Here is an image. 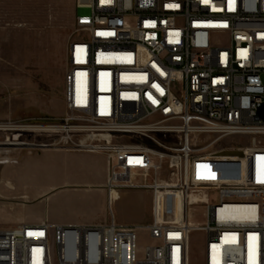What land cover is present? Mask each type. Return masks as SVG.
<instances>
[{
	"label": "built area",
	"instance_id": "1",
	"mask_svg": "<svg viewBox=\"0 0 264 264\" xmlns=\"http://www.w3.org/2000/svg\"><path fill=\"white\" fill-rule=\"evenodd\" d=\"M74 1L66 112L32 132L52 139L39 148L105 157L107 221L0 227V264H190L192 231L203 264H264V0ZM222 148L252 159L237 174L211 158ZM127 191L151 195L148 225L116 222ZM162 194L178 221L158 218Z\"/></svg>",
	"mask_w": 264,
	"mask_h": 264
},
{
	"label": "rangeland",
	"instance_id": "2",
	"mask_svg": "<svg viewBox=\"0 0 264 264\" xmlns=\"http://www.w3.org/2000/svg\"><path fill=\"white\" fill-rule=\"evenodd\" d=\"M75 14L74 0H0V143L26 144L5 147L12 149L9 155L11 161L0 170L16 166L21 155L34 153L25 162V167L36 175L29 179L30 185L47 181L45 173L51 167L58 166L61 159L41 152L51 149L38 147L39 144L51 142V138L32 131H11L8 127L10 124L30 127L53 124L65 115L64 50ZM15 136H18L17 140ZM230 141L226 139L217 146L224 147ZM240 141V138L233 139V142ZM214 154L211 157L214 160L233 162L237 174L240 166L252 159L249 152L243 149L222 148ZM65 162L72 166L81 164L71 157ZM139 192L142 191L125 192L114 204L116 222L125 218L134 225L150 223L151 195ZM210 195L216 202L214 194ZM192 198H189L190 201ZM3 202L0 198V204ZM157 208L164 221H178L183 215L176 195H160ZM203 209L200 205L191 209L190 221L193 226L204 224ZM138 241L140 245L148 243L145 230L138 232ZM203 244L204 234L192 231L189 238L190 264H203Z\"/></svg>",
	"mask_w": 264,
	"mask_h": 264
},
{
	"label": "crops",
	"instance_id": "3",
	"mask_svg": "<svg viewBox=\"0 0 264 264\" xmlns=\"http://www.w3.org/2000/svg\"><path fill=\"white\" fill-rule=\"evenodd\" d=\"M41 152L61 159L58 166L51 167L45 173L47 181L30 185L29 179L35 172L27 169L25 162L34 153L21 155L16 166H8L0 171V198L4 200L0 204V227L11 228L20 224L36 225L42 222L62 226L105 223V157L100 154L58 150ZM70 157L81 164L72 166L66 163L65 159ZM7 183L11 186H7ZM139 193L148 194L144 191ZM117 222L121 226L134 225L125 218H120Z\"/></svg>",
	"mask_w": 264,
	"mask_h": 264
},
{
	"label": "bare ground",
	"instance_id": "4",
	"mask_svg": "<svg viewBox=\"0 0 264 264\" xmlns=\"http://www.w3.org/2000/svg\"><path fill=\"white\" fill-rule=\"evenodd\" d=\"M38 126L36 127H30V126H16V125H12L10 124L8 129L11 130V131H34L35 129H37ZM17 137L18 136H15V140H17ZM26 144H17V143H0V147H3L2 149H0V167L8 164L11 159H10V153L12 152V149H7L5 147H9V146H25ZM29 146V145H28ZM102 155V154H100ZM1 171V170H0ZM7 185L10 187L11 184L7 183ZM121 195V194H120ZM160 196V195H159ZM158 196V198H159ZM158 198H157V202H158ZM190 198V197H189ZM196 200V197H193L192 198V201H195ZM190 201L189 199V202H192ZM107 214V213H106ZM158 218L160 220H162L160 218V212H159V209H158Z\"/></svg>",
	"mask_w": 264,
	"mask_h": 264
},
{
	"label": "water",
	"instance_id": "5",
	"mask_svg": "<svg viewBox=\"0 0 264 264\" xmlns=\"http://www.w3.org/2000/svg\"><path fill=\"white\" fill-rule=\"evenodd\" d=\"M258 115L261 119H264V109L259 110Z\"/></svg>",
	"mask_w": 264,
	"mask_h": 264
}]
</instances>
